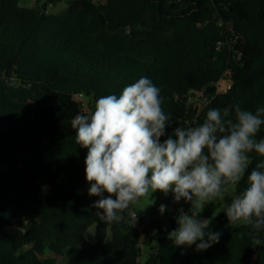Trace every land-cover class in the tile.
I'll use <instances>...</instances> for the list:
<instances>
[{"label": "trees", "instance_id": "obj_1", "mask_svg": "<svg viewBox=\"0 0 264 264\" xmlns=\"http://www.w3.org/2000/svg\"><path fill=\"white\" fill-rule=\"evenodd\" d=\"M22 1L0 0V264H139L143 247L146 264H264L249 227L214 218L213 204L203 218L221 237L203 252L173 246L170 229L143 235L126 210L119 223L99 221L87 149L71 128L99 97L142 76L161 90L169 134L203 123L210 108L239 104L255 114L264 107V0ZM60 3L63 11H47ZM250 155L238 190L262 159Z\"/></svg>", "mask_w": 264, "mask_h": 264}, {"label": "clouds", "instance_id": "obj_2", "mask_svg": "<svg viewBox=\"0 0 264 264\" xmlns=\"http://www.w3.org/2000/svg\"><path fill=\"white\" fill-rule=\"evenodd\" d=\"M160 91L142 76L72 118L75 142L87 149L88 194L99 197L93 204L97 219L119 223L125 210L143 198L151 200L150 206L153 193H171L174 203L183 200L190 208L177 209V227L168 239L177 248L195 245V251L203 252L219 242L221 233L211 231V218L200 214L231 190L234 195L223 211L229 226H248L253 248L264 247V139H255L264 125V107L255 114L239 104L210 108L203 123L176 124L169 134L172 116L162 108ZM252 153L262 159L238 190ZM166 208L159 205L160 215Z\"/></svg>", "mask_w": 264, "mask_h": 264}, {"label": "rangeland", "instance_id": "obj_3", "mask_svg": "<svg viewBox=\"0 0 264 264\" xmlns=\"http://www.w3.org/2000/svg\"><path fill=\"white\" fill-rule=\"evenodd\" d=\"M36 4L35 0H24L20 2L21 6H27L32 7ZM40 4V3H39ZM66 8V3H60L56 6H48L46 7L47 11L52 14L59 13L63 11ZM230 84V81L227 77H225L223 80H221L218 84V91H227L228 86ZM194 102L198 104L199 107H202L205 104V98L202 97L201 94H198L194 98ZM87 108H85L86 110ZM234 195V191H228L223 194L222 197L217 198L213 203L208 205H215L217 206L216 212L214 213V218H223L225 222L228 224V220L226 217V214L223 212L224 209L227 207L228 204H230L232 196ZM152 197L155 199V204L150 205L151 200L148 198H143L141 202L138 204L131 205L129 209L126 211L130 214V216L133 218L134 225H137V228L142 232V234H145V230L150 231L152 233L157 232L159 227H161L163 230L170 229L171 231L174 230L177 227L173 226L172 221H175V217L177 215V209L180 207H183L185 211H187L190 208L189 203H185L183 200H181L179 203L173 202L172 194L169 193L167 196H165L161 192H155L152 194ZM160 204H164L167 206L166 211L163 215H160L158 208ZM207 206V205H206ZM203 209L202 213L200 214V218H203L204 214ZM141 214V218H134L133 214ZM153 224V227H150ZM240 226V225H239ZM94 233H95V226L91 227L85 234V237L88 241L94 242ZM149 256V248L143 247L142 253L139 258V264H146V261ZM63 261V260H61Z\"/></svg>", "mask_w": 264, "mask_h": 264}, {"label": "built area", "instance_id": "obj_4", "mask_svg": "<svg viewBox=\"0 0 264 264\" xmlns=\"http://www.w3.org/2000/svg\"><path fill=\"white\" fill-rule=\"evenodd\" d=\"M79 98H81V96H79ZM133 217L136 218V214H133Z\"/></svg>", "mask_w": 264, "mask_h": 264}]
</instances>
